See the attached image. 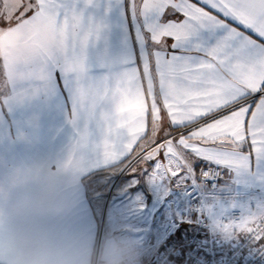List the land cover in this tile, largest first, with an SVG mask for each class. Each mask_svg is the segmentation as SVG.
<instances>
[{
    "label": "snow or ice",
    "instance_id": "1",
    "mask_svg": "<svg viewBox=\"0 0 264 264\" xmlns=\"http://www.w3.org/2000/svg\"><path fill=\"white\" fill-rule=\"evenodd\" d=\"M123 3L108 0V7ZM127 5L134 24L144 19L142 28L134 27L142 63L117 89L114 130L125 129L126 140L105 143V155L126 152L139 165L155 161L158 179L194 175V157L209 165L205 178L226 169L235 174L233 183L264 192V0H127ZM98 6L99 0H3L0 57L15 63L58 50L70 53V70L80 69L76 49L98 38L102 27L91 18L86 22L84 13ZM162 112L173 127L211 119L187 136L157 143ZM161 152L166 162L157 159ZM241 207L238 220L220 226L248 234L255 243L264 240V199L251 197ZM259 246L264 252V243Z\"/></svg>",
    "mask_w": 264,
    "mask_h": 264
},
{
    "label": "crops",
    "instance_id": "2",
    "mask_svg": "<svg viewBox=\"0 0 264 264\" xmlns=\"http://www.w3.org/2000/svg\"><path fill=\"white\" fill-rule=\"evenodd\" d=\"M192 2L199 4V0ZM76 7L82 8L83 4L78 3ZM127 8V0L110 8L108 0H99L98 7L85 10L86 22L91 18L102 27L98 38L92 37L82 49H76L75 54L82 63L80 69L70 70L66 63V56L70 53L58 50L15 63L0 57V172L20 161H60L69 156H78L83 166L76 175L79 197L69 226L97 240L99 221L92 199L98 197L99 180L108 177L130 159L126 152L118 151L111 157L104 152L105 143L119 144L126 140L125 129L114 130L117 89L126 75L138 69L142 63L143 47L134 27L142 28L144 19L140 17L134 24ZM226 22L237 26L233 21ZM171 43L169 38L167 44L170 52L173 51ZM259 95L255 94L253 103L259 99ZM216 115L218 118L220 113ZM162 116L163 127L158 133L157 143L171 135L177 139L181 134L187 136L211 119L206 118L187 127H173L166 112H162ZM165 131L170 133L169 137H165ZM244 150L247 151L248 146ZM188 155L191 157L190 152ZM191 158L194 161L192 176H195L202 165L208 164ZM157 159L166 162L163 152ZM150 162L154 166L155 161L146 164L150 165ZM152 166L144 176L145 183L156 180V183L165 184L168 181L170 190L184 188V201L181 203L178 190L171 194L170 217H177V208L184 205L190 211L185 187L191 176L181 173L179 177L158 180L152 178ZM228 175L207 197L213 232L226 248L244 233L225 231L220 225L234 221L233 211L242 212L241 206L251 197L264 199V192L259 187L245 188L242 184L233 183L234 173ZM233 203L237 206L231 207Z\"/></svg>",
    "mask_w": 264,
    "mask_h": 264
},
{
    "label": "clouds",
    "instance_id": "3",
    "mask_svg": "<svg viewBox=\"0 0 264 264\" xmlns=\"http://www.w3.org/2000/svg\"><path fill=\"white\" fill-rule=\"evenodd\" d=\"M83 161H20L0 172V264H143L132 235L98 240L69 226Z\"/></svg>",
    "mask_w": 264,
    "mask_h": 264
},
{
    "label": "rangeland",
    "instance_id": "4",
    "mask_svg": "<svg viewBox=\"0 0 264 264\" xmlns=\"http://www.w3.org/2000/svg\"><path fill=\"white\" fill-rule=\"evenodd\" d=\"M2 5L3 0H0V8ZM0 26H3L2 21ZM152 165V162L139 165L129 159L99 180L98 197L92 199L99 221L98 239L110 233L132 235L142 245L145 262L151 261L172 236L188 228L184 221L191 215L184 205L177 208V217H170L171 194L178 190L181 203L184 188L170 190L168 181L165 184L156 183V180L145 183L144 176ZM152 178L158 179L154 174Z\"/></svg>",
    "mask_w": 264,
    "mask_h": 264
},
{
    "label": "built area",
    "instance_id": "5",
    "mask_svg": "<svg viewBox=\"0 0 264 264\" xmlns=\"http://www.w3.org/2000/svg\"><path fill=\"white\" fill-rule=\"evenodd\" d=\"M208 168L209 165H202L185 188L191 213L184 221L188 228L172 236L151 261H143V264H264V252L259 246L264 240L255 243L244 233L226 248L214 234L207 197L215 191L220 180L228 178L229 173L222 170L219 177L205 178L202 172ZM241 214L240 210H235L232 216L237 220Z\"/></svg>",
    "mask_w": 264,
    "mask_h": 264
}]
</instances>
